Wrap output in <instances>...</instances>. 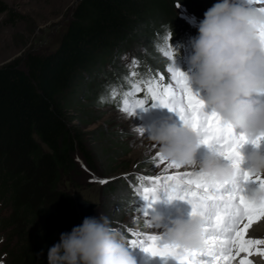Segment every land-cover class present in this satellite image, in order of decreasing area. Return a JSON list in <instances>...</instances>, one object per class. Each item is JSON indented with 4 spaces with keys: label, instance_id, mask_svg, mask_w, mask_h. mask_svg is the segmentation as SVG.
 Here are the masks:
<instances>
[{
    "label": "trees",
    "instance_id": "trees-1",
    "mask_svg": "<svg viewBox=\"0 0 264 264\" xmlns=\"http://www.w3.org/2000/svg\"><path fill=\"white\" fill-rule=\"evenodd\" d=\"M177 2L78 0L55 49L27 51L0 65V264H48V249L60 234L81 224L64 181L74 183L79 160L89 171L98 169V156L87 144L82 126L101 117L90 116L92 111L81 107L72 112L81 104V91L91 104L98 100L117 104L120 97L111 99L112 88L126 91L130 71L144 79L159 73L167 82L172 61L160 49L169 33L174 65L186 72L189 42L198 34L199 24L187 17L202 20L216 0H179V8ZM6 10L7 4L0 0V12ZM9 12L11 17L17 15ZM134 46L132 60L139 61L135 69L120 59ZM145 106L154 109L150 101ZM98 130V135L104 134V129ZM128 151L117 147L106 151V162L102 158L99 162L101 174L128 169V163L104 168L115 163L108 153L118 158ZM139 167L147 172L146 163ZM137 176L108 179L103 187L113 192L109 201L144 204L135 194ZM103 215L114 222V214Z\"/></svg>",
    "mask_w": 264,
    "mask_h": 264
},
{
    "label": "clouds",
    "instance_id": "clouds-1",
    "mask_svg": "<svg viewBox=\"0 0 264 264\" xmlns=\"http://www.w3.org/2000/svg\"><path fill=\"white\" fill-rule=\"evenodd\" d=\"M264 26V13L238 3L237 0H217L204 13L198 24V34L190 39L188 58L193 71L185 73L188 82L203 90L205 107L217 113L223 121L240 129L249 138L264 134V46L258 29ZM148 138L158 145L163 157L181 165H195L217 182L238 179L241 165L253 176H264V150L253 146L247 155L241 152L239 166L214 152L199 162L195 160L200 138L190 127L170 121L154 123ZM249 196L264 199V190L251 189ZM147 222L153 228L163 227L166 242L181 249L204 246L206 220L189 214L164 225L160 214H152ZM48 264H137L129 251L128 239L114 227L109 217H85L70 232L60 234L59 241L47 253Z\"/></svg>",
    "mask_w": 264,
    "mask_h": 264
},
{
    "label": "snow or ice",
    "instance_id": "snow-or-ice-1",
    "mask_svg": "<svg viewBox=\"0 0 264 264\" xmlns=\"http://www.w3.org/2000/svg\"><path fill=\"white\" fill-rule=\"evenodd\" d=\"M242 4L250 7L261 5L255 8L264 13V0H242ZM179 6L178 0L176 7ZM171 37L169 33L165 37V47L160 49L172 61L167 69L170 79L165 82V76L159 73L144 79L137 71H130L125 77L127 90L120 92L113 87L111 99L116 101L120 97L117 107L128 117L133 116L137 109L146 110L145 105L149 101L153 107L175 113L182 125L197 133L202 145L239 166L241 148L245 144L264 147V134L254 138L243 133L237 135L232 125L223 121L217 113L205 112L204 103L193 92L186 74L174 65ZM258 38L264 46V26L258 29ZM138 64L136 59L131 61L133 69ZM139 94L142 98H138ZM136 131L141 137L145 135L144 128L137 127ZM152 147L158 145L153 144ZM153 161L164 165L163 172L137 176L136 196L146 202V209L159 199L160 191H164L170 201H185L190 205V214L201 215L206 220L204 246L200 249H181L167 242L161 243L162 237L158 234L132 231L131 235L135 238L128 240L130 247H140L148 256L160 258L165 264L169 260L174 264H264V238L251 234L256 226L264 224V199H252L246 189V185L253 184L264 190V176H253L241 169L237 180L221 183L191 165L165 159L160 151L155 153ZM170 169L176 171L169 173ZM90 182L109 183L106 179L95 178H90ZM146 209L145 217L148 215ZM145 226L152 227L147 220Z\"/></svg>",
    "mask_w": 264,
    "mask_h": 264
},
{
    "label": "rangeland",
    "instance_id": "rangeland-1",
    "mask_svg": "<svg viewBox=\"0 0 264 264\" xmlns=\"http://www.w3.org/2000/svg\"><path fill=\"white\" fill-rule=\"evenodd\" d=\"M2 1L7 4L9 10L0 12V65L13 58L23 56L27 51L47 52L55 49L61 39L62 33L66 29L69 19L71 18L73 7L78 2V0ZM237 2L242 4V0H237ZM9 11H12L17 15L11 17ZM187 19L194 23H199L201 21L199 19H194L189 15ZM136 49V46H134L129 48L128 51H124L122 57H120L123 65L131 68V60L133 58L131 54L135 53ZM191 71H193V69L191 65H189L185 73H190ZM167 76L169 80L171 74L168 73ZM191 88L194 93L199 95V97L203 95V90L199 89L197 86L191 85ZM78 97L81 104L72 108V112H77L79 107H81L84 110H91L92 115L90 116L101 115L96 121L82 126L87 132V144L91 146L96 152V156L99 158H97L98 169H95V173L89 171L84 166V163L79 160L80 169L74 172V183L72 184L66 179L64 181V187L71 192L74 189H77L83 197L96 202L97 205L95 206L92 216H99L100 214L103 215L108 212L114 214L111 215L113 217L115 216L114 222H112L113 226L122 231L129 239H133L134 237L129 236L128 233L136 231L145 234H158L162 237L161 243L166 242V235L163 232V227L153 228L145 226V221L152 214H148L145 217L143 215L144 210L140 203L130 200H120L119 202L111 203L109 198L113 195V192L106 189L98 182H90V178H95L96 180H108L116 177L133 175L134 173L142 175V172H149L152 175H157L163 172L164 165H159L158 161H153L155 153L159 151V147L153 148L152 145L154 143L148 138V130L152 123L147 125L144 118L137 113L128 117L126 114L119 111L117 104L114 102L101 103L102 101L98 100L95 104H91L82 91ZM161 111H163V108H161ZM165 111L168 110L165 109L163 112ZM157 112L158 111H152L153 115H159ZM156 120L159 122L165 121V119L162 120L161 118L159 120L157 118ZM137 127L145 129V135L143 137H141L136 131ZM98 129H104V134L98 135ZM115 147H117L118 150L122 148V150L128 149L129 151L118 158L108 153L109 158H111V156L114 157L115 163L104 165V168L109 169L114 166H123L127 163L130 164L129 168L125 171H117L109 175H103L101 174L102 169H99V166H103V164H100L99 162H102L101 158L102 160L105 159L103 154L106 151L114 150ZM261 150H264V147H261ZM205 156L200 154L198 149L195 160L199 162ZM104 162L106 161L104 160ZM139 163L147 164V172H145L144 168L139 167ZM193 166L196 170L198 169L195 165ZM180 170L183 171L184 169ZM174 171L176 170L170 169L169 173ZM137 186L138 184H136V187ZM247 187L248 189H252L255 185L248 184ZM138 208H140V210ZM168 224L169 223L164 221V225ZM256 238H264V233L256 235ZM146 258L151 259L150 256Z\"/></svg>",
    "mask_w": 264,
    "mask_h": 264
},
{
    "label": "water",
    "instance_id": "water-1",
    "mask_svg": "<svg viewBox=\"0 0 264 264\" xmlns=\"http://www.w3.org/2000/svg\"><path fill=\"white\" fill-rule=\"evenodd\" d=\"M72 197L74 199L75 207L79 214L80 222L82 223L85 217H90L94 213L96 202L90 201L83 197L77 189L72 191Z\"/></svg>",
    "mask_w": 264,
    "mask_h": 264
},
{
    "label": "bare ground",
    "instance_id": "bare-ground-1",
    "mask_svg": "<svg viewBox=\"0 0 264 264\" xmlns=\"http://www.w3.org/2000/svg\"><path fill=\"white\" fill-rule=\"evenodd\" d=\"M199 153L200 154H203V156H205L206 154V150L202 147L199 148ZM194 167V166H192ZM197 168V167H196ZM198 170V169H197ZM91 217V216H90ZM264 233V224H261V225H258L255 227V229L252 231V235L254 237H256V235H259V234H263ZM257 260H259V258H256Z\"/></svg>",
    "mask_w": 264,
    "mask_h": 264
}]
</instances>
